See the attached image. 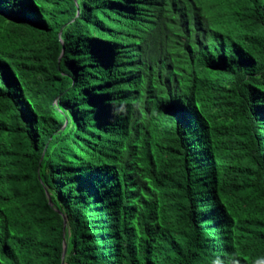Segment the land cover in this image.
<instances>
[{
	"label": "trees",
	"instance_id": "16d2710c",
	"mask_svg": "<svg viewBox=\"0 0 264 264\" xmlns=\"http://www.w3.org/2000/svg\"><path fill=\"white\" fill-rule=\"evenodd\" d=\"M0 264H264V0H0Z\"/></svg>",
	"mask_w": 264,
	"mask_h": 264
},
{
	"label": "water",
	"instance_id": "95a60500",
	"mask_svg": "<svg viewBox=\"0 0 264 264\" xmlns=\"http://www.w3.org/2000/svg\"><path fill=\"white\" fill-rule=\"evenodd\" d=\"M64 253H65V245L63 246V253H62V256H64Z\"/></svg>",
	"mask_w": 264,
	"mask_h": 264
}]
</instances>
